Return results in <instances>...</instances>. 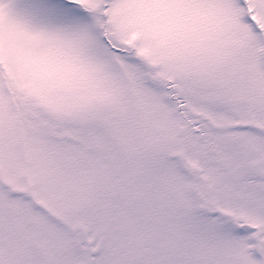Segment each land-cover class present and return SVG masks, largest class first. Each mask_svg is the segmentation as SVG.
I'll use <instances>...</instances> for the list:
<instances>
[{
	"label": "snow or ice",
	"instance_id": "6c2138e0",
	"mask_svg": "<svg viewBox=\"0 0 264 264\" xmlns=\"http://www.w3.org/2000/svg\"><path fill=\"white\" fill-rule=\"evenodd\" d=\"M0 264H264V0H0Z\"/></svg>",
	"mask_w": 264,
	"mask_h": 264
}]
</instances>
